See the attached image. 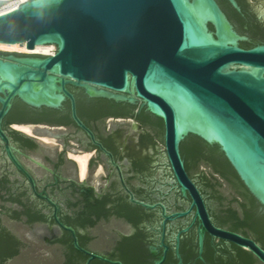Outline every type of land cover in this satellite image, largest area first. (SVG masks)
I'll return each mask as SVG.
<instances>
[{"label":"water","instance_id":"1","mask_svg":"<svg viewBox=\"0 0 264 264\" xmlns=\"http://www.w3.org/2000/svg\"><path fill=\"white\" fill-rule=\"evenodd\" d=\"M227 1L242 12L237 0ZM248 2L264 22V0ZM260 36L264 27L251 32L246 19L241 28L217 0H27L0 15V42L25 43L28 49L53 44L56 52L0 51L8 54L0 58V124L15 98L33 108H59L68 97L73 101L74 119L91 134L76 114L67 85L85 88L93 97L131 104L142 100V106L163 120L165 149L181 194L190 196V210H195L203 226L200 252L204 233L209 231L248 250L264 264V247L258 241L214 226L180 151L189 135L218 146L264 212V44L241 46ZM0 136L7 142L1 128ZM201 171H210L204 161L192 169L193 177L204 186ZM222 183L219 190L227 206L236 191ZM232 206L238 208V203ZM213 209L225 215L220 204L214 203ZM55 220L64 227L56 214ZM4 223L24 239L20 225L7 218ZM116 225L104 221L93 228L92 246L104 248ZM64 228L72 233L75 249L88 256L86 264L94 259L122 264L85 250L74 230ZM65 257L59 245L33 242L21 246L5 264H63ZM164 258L152 264H161Z\"/></svg>","mask_w":264,"mask_h":264},{"label":"flooded vegetation","instance_id":"2","mask_svg":"<svg viewBox=\"0 0 264 264\" xmlns=\"http://www.w3.org/2000/svg\"><path fill=\"white\" fill-rule=\"evenodd\" d=\"M7 55L0 53V58ZM66 88L74 97L78 118L92 135L74 119L73 101L68 97L59 108H33L15 98L1 120L0 128L7 138L6 142L0 136L2 241L9 237L14 245L37 242L67 249L74 247V239L64 227H71L85 250L122 264H152L162 257L161 264H262L248 250L209 231L204 233L200 252L199 230L203 226L195 218V210H190V196L181 194L165 149L163 120L142 106V100L131 104L90 96L82 87ZM16 125H30L35 134ZM180 151L214 226L256 240L250 233L217 221L219 214L210 209L209 196L188 167L192 159ZM81 155L89 157L84 174L77 159ZM204 163L210 171L199 173L202 182L205 177L215 178L223 186L226 180ZM236 203L238 208H234L241 213ZM178 213L187 214L179 217ZM4 218L20 225L24 239L4 223ZM104 221L118 225L112 230V240L97 248L90 242L92 231ZM78 252L80 259L71 263L86 264L88 256ZM68 262L65 257L63 264ZM90 264L113 263L94 259Z\"/></svg>","mask_w":264,"mask_h":264},{"label":"trees","instance_id":"3","mask_svg":"<svg viewBox=\"0 0 264 264\" xmlns=\"http://www.w3.org/2000/svg\"><path fill=\"white\" fill-rule=\"evenodd\" d=\"M217 1L222 6L228 18L238 23L241 28L246 23V19H248V26L251 32L264 27V22H260L257 14L250 10L249 3L246 0H237L242 12L234 9L227 0ZM257 44H264V36L252 37L248 41L241 42V46L244 48H251ZM181 149L187 159H192V164L189 163L188 165L190 169H193L201 161H204L212 166L213 170L219 173L235 189L237 196L233 195V198L228 200L229 206L224 208L223 202L226 200V197L219 190L222 184L215 178L205 177L203 190L209 196L208 205L210 209L212 210L213 204L217 203L222 207V212L227 213L224 217L218 215L217 221L222 225L230 224L234 229H241L245 233H250L264 247V212L260 210L259 204L240 181L218 146L209 145L200 138L189 135L181 143ZM209 188L211 189L210 192H208ZM236 201L239 202L241 213L232 206V203ZM10 239L6 237L4 242L0 236V264H5L7 257L19 252L21 246L18 242L14 245V239ZM63 241L68 243L71 240L64 239ZM64 253L70 261L66 264H72V261L79 260L81 256L72 245L64 249ZM76 264L80 263L78 262Z\"/></svg>","mask_w":264,"mask_h":264},{"label":"bare ground","instance_id":"4","mask_svg":"<svg viewBox=\"0 0 264 264\" xmlns=\"http://www.w3.org/2000/svg\"><path fill=\"white\" fill-rule=\"evenodd\" d=\"M27 0H0V5L9 4L11 5L4 7L0 10V15L5 13L11 12L19 7L20 4L24 3ZM0 51H7V52H17L21 54H41V55H54L56 52V46L53 44H37L33 47V49H28L27 45L20 44V43H2L0 42ZM30 125H16L15 127L25 133L34 135L32 133V129L29 128ZM44 141L46 140L49 142L48 137H43ZM52 141V140H50ZM88 155H81L78 156L77 159L79 161L81 167V173L84 174L86 170V163L88 160Z\"/></svg>","mask_w":264,"mask_h":264},{"label":"rangeland","instance_id":"5","mask_svg":"<svg viewBox=\"0 0 264 264\" xmlns=\"http://www.w3.org/2000/svg\"><path fill=\"white\" fill-rule=\"evenodd\" d=\"M9 5H11V3H9V4H3V5H0V6L6 7V6H9Z\"/></svg>","mask_w":264,"mask_h":264},{"label":"built area","instance_id":"6","mask_svg":"<svg viewBox=\"0 0 264 264\" xmlns=\"http://www.w3.org/2000/svg\"><path fill=\"white\" fill-rule=\"evenodd\" d=\"M4 8V6H0V10H2Z\"/></svg>","mask_w":264,"mask_h":264}]
</instances>
